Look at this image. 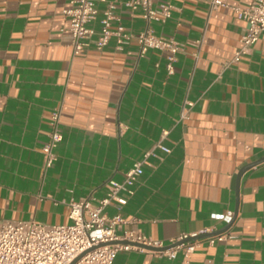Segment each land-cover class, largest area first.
<instances>
[{
    "label": "crops",
    "instance_id": "crops-1",
    "mask_svg": "<svg viewBox=\"0 0 264 264\" xmlns=\"http://www.w3.org/2000/svg\"><path fill=\"white\" fill-rule=\"evenodd\" d=\"M112 1L113 25L132 36L120 48L112 36L101 50L72 53L69 0H0V220L70 222V199L104 196L108 180L121 181L167 130L169 151L157 147L143 162L121 230L136 227L167 245L215 232L230 212L228 236L203 240L191 264H264V167L237 177L264 156V40L231 61L246 25L232 7L250 0H172L171 16L149 23L183 45L169 74L163 50L139 55L141 10ZM94 3L99 17L106 0ZM55 108L62 138L43 171ZM183 251L119 250L112 264H180Z\"/></svg>",
    "mask_w": 264,
    "mask_h": 264
},
{
    "label": "built area",
    "instance_id": "built-area-1",
    "mask_svg": "<svg viewBox=\"0 0 264 264\" xmlns=\"http://www.w3.org/2000/svg\"><path fill=\"white\" fill-rule=\"evenodd\" d=\"M124 4L131 10L140 9L146 27L134 34L139 46V55L148 48H156L165 52V68L167 73L173 72L176 54L182 44L171 36L155 33L149 27L150 21H166L172 14V0H125ZM222 0H211L210 6L224 5ZM115 4L106 0V6L98 17L94 0H69L63 14L68 18V33L72 53L81 52L94 47L101 50L114 36L120 48L132 34L125 32L124 27L112 21L118 19L113 14ZM235 14L245 20L246 25L240 36V45L234 52L231 61H238L240 56L251 48L255 41L264 40V0H250L247 6L232 7ZM98 20V27L91 25ZM196 44L200 39L195 40ZM190 103V102H189ZM185 117V113L181 114ZM51 130L41 150L43 154L42 170L44 171L56 159L54 151L62 138L59 128V110L50 113ZM167 130H162L159 140L145 150L143 158L135 161L125 172L121 181L109 179L104 196L92 201L89 197L70 199L69 218L65 224H48L34 219H2L0 220V264H112L119 250H153L169 258L175 257L182 248L183 256L180 264H191L190 254L203 240L208 244L225 239L228 235L217 232L205 237L187 239L198 234H181L170 244L153 239L136 227L121 230L125 218L121 208L128 197L133 194L134 183L142 173V164L149 156L157 155L155 148L168 152L169 148L162 139ZM264 167V160L260 162ZM113 204L116 211L112 214L106 207ZM223 219L229 221L231 213L224 214ZM121 230L118 232V230ZM187 239V240H186ZM152 247V248H149Z\"/></svg>",
    "mask_w": 264,
    "mask_h": 264
},
{
    "label": "water",
    "instance_id": "water-1",
    "mask_svg": "<svg viewBox=\"0 0 264 264\" xmlns=\"http://www.w3.org/2000/svg\"><path fill=\"white\" fill-rule=\"evenodd\" d=\"M263 160H264V156L261 157V158H259V159H257V160H255L254 162H250V163L246 164L245 166H243V167L238 171L237 177H239V175L242 173V171H243L246 167L252 166V165H254V164H256V163H260V162H262ZM230 222H231V220H229V221H228L224 226H222L221 228L215 230V232L206 233V234H198V235H196V236L189 237V238H187V239H194V238H197V237H202V236H205V235H208V234H213V233H217V232L223 231V230H225V229L229 226ZM187 239H186V240H187ZM149 248H152V247H149Z\"/></svg>",
    "mask_w": 264,
    "mask_h": 264
}]
</instances>
